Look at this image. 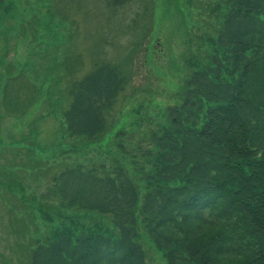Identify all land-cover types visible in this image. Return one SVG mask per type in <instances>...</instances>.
Masks as SVG:
<instances>
[{"label":"trees","instance_id":"obj_1","mask_svg":"<svg viewBox=\"0 0 264 264\" xmlns=\"http://www.w3.org/2000/svg\"><path fill=\"white\" fill-rule=\"evenodd\" d=\"M226 4L206 63L168 109V125L150 135L156 153H147L144 179L122 164L99 171L80 163L55 178L66 208L109 216L115 232L57 228L36 242L30 264H149L144 232L167 264H264V0ZM95 65L69 91L73 137L106 132L126 84L116 66Z\"/></svg>","mask_w":264,"mask_h":264},{"label":"rangeland","instance_id":"obj_2","mask_svg":"<svg viewBox=\"0 0 264 264\" xmlns=\"http://www.w3.org/2000/svg\"><path fill=\"white\" fill-rule=\"evenodd\" d=\"M227 11L226 0H133L116 9L108 0H3L0 264H30L36 242L60 227L115 232L109 216L66 208L55 178L80 163L99 171L122 164L143 180L147 153H156L150 135L168 125V109L206 63ZM100 63L116 66L125 87L106 132L73 137L69 91ZM138 241L149 264H167L145 232Z\"/></svg>","mask_w":264,"mask_h":264}]
</instances>
